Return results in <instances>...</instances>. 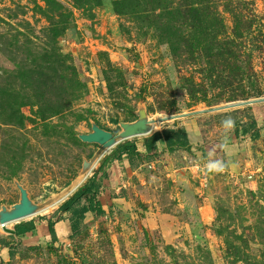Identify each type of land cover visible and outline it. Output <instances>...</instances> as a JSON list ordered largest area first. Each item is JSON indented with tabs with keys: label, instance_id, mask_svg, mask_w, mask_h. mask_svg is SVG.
Instances as JSON below:
<instances>
[{
	"label": "rangeland",
	"instance_id": "obj_1",
	"mask_svg": "<svg viewBox=\"0 0 264 264\" xmlns=\"http://www.w3.org/2000/svg\"><path fill=\"white\" fill-rule=\"evenodd\" d=\"M57 1L64 7L66 29L54 41L47 0H0V208L18 202L15 178L37 202L64 188L80 171L83 159L98 148L78 140L71 130L90 132L94 121L117 132L139 104H145L155 120L151 133L183 126L192 148L170 153L159 143V157L137 167L126 154L110 161L100 195L106 214L86 212L82 199L56 222L54 241L46 219L60 216V206L93 176L99 160L60 202L6 225L14 229L33 219L36 234L13 236L0 225V264H82L83 256L91 264L264 260V100L226 107L264 98V0H233L244 21L253 24L250 31L245 22L240 26L245 34L239 40L243 69L250 45L254 42L260 49L254 51L253 68L232 84L227 70L222 76L210 75L205 60L174 55L155 30L117 14L115 0ZM225 4L220 1L217 16L232 32L237 20ZM53 10L57 12L56 4L49 13ZM53 52L75 69L77 82L70 79L73 71L64 82L56 78L70 69L48 72L47 58ZM39 64L56 81L40 92L26 77ZM249 87L257 88L260 96L244 99L241 94ZM54 88H59L60 97L69 96L63 102L67 109L43 120L40 109L50 111L48 99L58 92ZM15 97L17 115L8 116ZM218 107L223 108L211 110ZM229 117L238 122L239 134L236 123L230 131L225 129ZM246 122L251 127L248 134L242 133ZM151 133L117 143L101 159L125 142L143 149ZM216 161L225 165L224 171L209 170ZM3 240L12 244L13 258Z\"/></svg>",
	"mask_w": 264,
	"mask_h": 264
},
{
	"label": "trees",
	"instance_id": "obj_2",
	"mask_svg": "<svg viewBox=\"0 0 264 264\" xmlns=\"http://www.w3.org/2000/svg\"><path fill=\"white\" fill-rule=\"evenodd\" d=\"M220 1H225V8L235 13L237 21L236 27L232 32H229L223 19L217 16ZM234 3L233 0H115L114 7L117 14L129 15L135 20L140 21L141 28L145 27L149 30H155L156 36L159 37L162 42L167 43L174 55L186 53V56H188L187 59L191 61L198 59L205 60V66L209 69L210 75L217 72V76H222V72L227 70L230 72V74L226 76L228 79L227 81L229 84H232L236 80H243V74L253 68L252 57L254 51L260 49V46H256L254 42L250 45L251 53H247V60L245 62L247 68L243 69V65H241L242 61L240 60L243 46L242 42H239V40L242 39L245 34L240 26L245 22V29L250 31L253 24L252 22L248 24L244 21V15L236 11L234 8L236 5ZM47 4L48 7L50 6L49 10H51L55 4L58 8L57 12L53 10V13H49V10H47V17L50 21L49 29L53 32L55 41L66 29L65 20L63 19L64 7L57 0H47ZM90 4L93 5L92 3ZM56 15L59 17L56 18ZM231 33L233 34L232 36ZM59 55L53 52L52 57L49 59L47 58V61L50 63V65L47 66L48 72L50 73L53 69H62L63 71L70 69L67 71V74L63 73L56 78L64 82L65 78H69L68 74L73 71L70 79L73 82H77L75 69L66 65L65 60ZM54 65L58 67L54 68ZM48 72H45L42 65L39 64L36 68H32L30 71L26 72V77L29 78L31 83H34L36 90L40 92L43 87H50V85L56 83L54 80L55 77ZM23 75L25 74L23 73ZM220 81L225 83L226 80L225 78H220ZM55 89L58 91L54 93L57 97L48 99L50 103L46 102L50 111L48 112L44 109L41 111L40 109L39 114L43 120L67 109V106H65L63 102L70 100L69 96L65 94L63 97H60L59 88H54V91ZM256 89L257 88L249 87L241 96L244 97V99L260 96L261 92ZM8 95L12 97L11 95L13 94ZM15 98H13V101L11 100L10 108H12V110L7 113L8 116L12 113L17 115V110L19 108L16 106L15 102H18L19 98ZM235 99L238 98L235 97L234 100ZM18 113L20 115V112ZM136 118V113L132 111L131 117L127 118L125 121H133ZM235 123L236 134H239V124L237 121ZM71 132L78 140H81L74 130H71ZM250 132L251 127L249 123H244L242 126V133L248 134ZM159 143L164 144L170 153H175L183 149L191 150L192 148L188 132L183 126L178 128L167 127L163 130L151 133L146 136L143 142V149H139L136 142L129 144L125 142L120 144L121 146L117 147L113 154L105 156L100 160V165L94 170L93 176L88 178L84 184L75 190L69 202H64L60 206V216L54 220L46 219L48 230L53 240L55 241L57 239L56 222L62 219L63 213L69 211L77 203H80L82 199L85 200L84 209L86 212L94 216L106 214V209L100 199V195L103 190L102 177L108 175L107 165L110 161L113 159L121 160L124 154H126L128 162L134 165V167H137L143 161H151L159 157ZM17 175L18 174L13 171V176ZM14 229L16 232L12 235L20 237L28 233L36 234L37 225L32 219L17 223ZM2 242L9 248V255L13 258L15 256V250L12 244L5 240ZM239 255H241V251ZM89 260L88 257L83 256L82 264H91V260ZM252 264H264V260L255 259L252 261Z\"/></svg>",
	"mask_w": 264,
	"mask_h": 264
},
{
	"label": "water",
	"instance_id": "obj_3",
	"mask_svg": "<svg viewBox=\"0 0 264 264\" xmlns=\"http://www.w3.org/2000/svg\"><path fill=\"white\" fill-rule=\"evenodd\" d=\"M262 99L246 100L230 106H242L251 104L256 101H262ZM223 107L212 108L211 110L221 109ZM194 113V112H193ZM137 118L133 121H122L119 123L120 130L115 133L106 129H103L96 122H91V131L87 133H79L78 137L86 143L97 144L98 148L90 158H84L82 166L78 174L61 190L49 195L45 200L41 202L35 201L31 196L29 190L20 182L19 179H14V184L19 190L18 202L8 206L3 204L0 208V225L3 229L10 233L15 234V229L8 228L6 225L10 222L20 221L26 217L37 214L46 210L48 207L60 202L67 195H69L74 189H76L80 183L89 175L94 169L96 163L101 160L102 155L111 147L117 143L128 139L133 136L146 135L153 131L155 120L150 117L148 108L145 104H139L136 110ZM187 114H181V116ZM180 115L172 116L174 118Z\"/></svg>",
	"mask_w": 264,
	"mask_h": 264
},
{
	"label": "clouds",
	"instance_id": "obj_4",
	"mask_svg": "<svg viewBox=\"0 0 264 264\" xmlns=\"http://www.w3.org/2000/svg\"><path fill=\"white\" fill-rule=\"evenodd\" d=\"M234 123L235 122L229 117L228 119L224 121L225 129L227 131H230L234 127ZM208 167L210 171L222 172L224 171L225 165L220 161H216V162L209 164Z\"/></svg>",
	"mask_w": 264,
	"mask_h": 264
}]
</instances>
